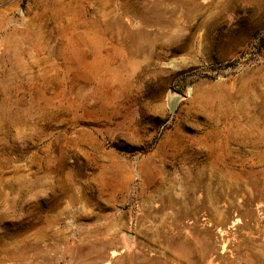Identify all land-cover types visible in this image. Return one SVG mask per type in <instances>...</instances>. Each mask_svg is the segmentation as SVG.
Here are the masks:
<instances>
[{"label":"rangeland","instance_id":"374dc122","mask_svg":"<svg viewBox=\"0 0 264 264\" xmlns=\"http://www.w3.org/2000/svg\"><path fill=\"white\" fill-rule=\"evenodd\" d=\"M0 264H264V0H0Z\"/></svg>","mask_w":264,"mask_h":264},{"label":"bare ground","instance_id":"6f19581e","mask_svg":"<svg viewBox=\"0 0 264 264\" xmlns=\"http://www.w3.org/2000/svg\"><path fill=\"white\" fill-rule=\"evenodd\" d=\"M236 127H238L237 125H236ZM227 131V130H226ZM236 131H237V129H236ZM228 132V131H227ZM233 132V131H232ZM232 132H231V134H232ZM234 133V132H233ZM224 135V134H223ZM230 136L231 135H229L228 137L230 138ZM236 136V135H235ZM238 138V137H237ZM222 139V138H221ZM232 140V139H231ZM233 141L235 142V143H239V139H234L233 138ZM226 150H227V148H226ZM231 151V150H230ZM212 152V151H211ZM239 152V151H238ZM226 153V152H225ZM226 155V154H225ZM211 158L212 159H214V162L212 161V163H216V164H221L222 166H224V159L217 153V152H212V156H211ZM228 165V164H227ZM225 167V166H224ZM219 169V168H218Z\"/></svg>","mask_w":264,"mask_h":264}]
</instances>
